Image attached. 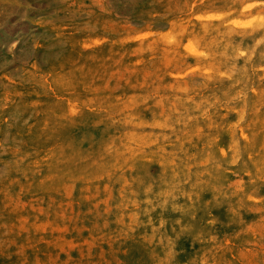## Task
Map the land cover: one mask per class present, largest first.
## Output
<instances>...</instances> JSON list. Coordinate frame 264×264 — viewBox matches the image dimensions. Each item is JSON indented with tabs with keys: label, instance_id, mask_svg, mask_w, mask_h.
<instances>
[{
	"label": "rangeland",
	"instance_id": "374dc122",
	"mask_svg": "<svg viewBox=\"0 0 264 264\" xmlns=\"http://www.w3.org/2000/svg\"><path fill=\"white\" fill-rule=\"evenodd\" d=\"M106 7L108 14L93 16L74 12L62 0H0V184L7 193L0 195V208L18 224L39 227L46 240L69 247L87 241L106 220L111 229L121 226V185L95 178L88 160L70 157L62 143L85 152L116 131L104 111L60 127L67 90L90 86L132 112L126 118L133 129L130 144L148 142L135 130L150 122L145 117H159L156 130L167 129L165 135L174 130L164 151L182 144L195 156L200 163L188 179L203 182L200 204L218 217L220 238L239 231V224L226 227L224 191L229 184L233 192L242 187L234 174L237 162L214 168L197 152L236 156L253 171L264 163L261 18L249 14L242 0H106ZM247 7L255 13L252 3ZM210 141L213 148L206 152ZM165 218L171 231L177 217ZM153 219L159 223L155 213ZM129 220L124 215V223ZM190 245L181 241L189 255Z\"/></svg>",
	"mask_w": 264,
	"mask_h": 264
},
{
	"label": "clouds",
	"instance_id": "9594fccd",
	"mask_svg": "<svg viewBox=\"0 0 264 264\" xmlns=\"http://www.w3.org/2000/svg\"><path fill=\"white\" fill-rule=\"evenodd\" d=\"M62 2L76 13L108 14L106 0ZM249 3L255 8V13L247 7ZM242 5L249 14L258 15L264 24V0H242ZM259 35L264 42V31ZM135 86L140 85L137 82ZM72 107L76 109L74 113L70 111ZM60 111L63 120L60 127L63 129L77 122L85 113L99 111L108 113L107 126L116 128L113 134L90 144L85 152L71 142L62 143L70 157L88 160L95 178H105L109 184L121 185L122 198L116 206L120 210L116 223L121 226L111 229L106 220L103 226L97 225L92 230L93 234L87 241L69 247L56 238L46 240L39 234V227H25L26 222L18 224L15 217L9 218L5 208H0V264H264V163L253 171L247 162H239L236 156L229 158L223 152L207 156L197 152L204 160H210L214 168L237 162L234 174L242 187L233 192V186L229 184L224 190L229 214L226 227L232 228L234 224L241 227L239 231L226 233L220 238L216 227L220 223L218 217L211 216L208 206L200 204V193L205 190L201 187L203 182L197 179L189 184L191 167L198 168L200 162L195 156L188 155L182 144L174 147L173 152L164 151L173 143L171 136L175 131H169L168 135H165L167 129L157 131L154 120L159 117H145L150 122L135 129L148 137V142L138 147L127 139V133L133 129L126 124V118L132 112L111 94L101 96L90 86L82 90L70 87L61 102ZM164 119L169 117L165 115ZM136 120L140 122L139 115ZM176 122L179 121L173 123ZM184 143L190 144L191 140ZM213 145L214 141H210L205 151L211 150ZM177 153H183V156ZM185 185H188V190H185ZM0 195L7 196L2 184ZM208 203L212 204L211 201ZM7 206L11 207L10 204ZM198 212L208 218H198ZM153 213L159 217L158 224ZM166 213L177 217L172 221L171 231ZM124 215L130 216L129 222L124 223ZM250 228L254 230L249 231ZM186 239L191 241V255L181 246V241ZM73 250L78 253L76 259L72 256ZM62 254L67 259L62 260ZM137 254L139 259H136Z\"/></svg>",
	"mask_w": 264,
	"mask_h": 264
}]
</instances>
